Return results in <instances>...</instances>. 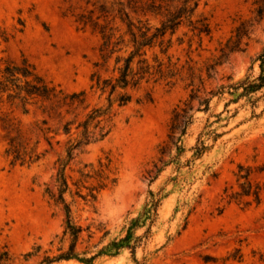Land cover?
<instances>
[{
    "label": "rangeland",
    "instance_id": "obj_1",
    "mask_svg": "<svg viewBox=\"0 0 264 264\" xmlns=\"http://www.w3.org/2000/svg\"><path fill=\"white\" fill-rule=\"evenodd\" d=\"M119 1L0 0V65L26 58L64 92H85L84 105L75 103L63 120L38 106L24 113L0 102V250H8L15 264H39L69 249L70 218L80 228V258L95 259L53 264H264V194L260 204L251 205L227 195L243 181L240 165L250 167L251 180L264 187V101L254 116L245 99L225 111L230 96L215 97L206 112L199 98H191L259 72L264 14L258 11L264 0H200L192 20L207 23L210 33L197 35L188 22L179 26L167 54L154 50L170 65L171 82H143L125 105L96 88L92 75L111 72L95 66L101 61L99 34L78 22L92 10L93 17L115 15ZM150 19L160 23L159 17ZM94 108L105 112L110 131L79 146L83 128L77 126ZM189 116L192 123L180 137ZM73 118L66 135L62 124ZM11 122L31 144L38 141L39 162L14 164L6 156ZM47 127L49 133L42 130ZM209 129L221 135L215 140ZM199 140L208 148L195 156ZM62 178L68 184L65 203L56 200ZM153 198L154 220L148 232L147 225L135 230L136 249L102 253L127 235L131 220ZM238 248L243 257L233 259Z\"/></svg>",
    "mask_w": 264,
    "mask_h": 264
},
{
    "label": "trees",
    "instance_id": "obj_2",
    "mask_svg": "<svg viewBox=\"0 0 264 264\" xmlns=\"http://www.w3.org/2000/svg\"><path fill=\"white\" fill-rule=\"evenodd\" d=\"M199 1L120 0L117 12L113 16L104 10V14L96 17H93V10L89 14H81L78 17V22L82 24L83 28L90 26L99 34L101 39L99 46L101 61L95 66L111 72V75L105 78L98 71L92 75V79L96 78L95 85L101 94L108 93L109 101L114 98L119 105H125L133 99V91L139 90L143 82L162 80L170 83L174 73L170 65H166L160 58L159 53L167 54L172 43V35L176 29L184 22H188L195 34L208 35L210 33L207 23L202 22V20L196 22L192 20ZM258 12L263 15L264 6ZM150 17H159L160 23L153 24ZM156 48L159 49V53L154 51ZM150 51L151 55H149ZM256 60L259 61L257 74L249 73L238 81H232L230 78L228 84H222L217 89L211 90L208 96L201 97L194 94L191 97L192 100L199 98L201 105L199 109L208 112L215 97L225 98L226 95H229L230 98L225 104V111L231 103L245 99L247 103L252 104L253 115L257 116L255 109L261 100L264 101V49ZM0 102L8 104L11 108L20 109L24 113H29V106H38L43 114L50 117L57 116L63 120L66 114L72 112L75 103L84 105L85 92H64L41 76L35 66L24 58L21 62L6 61L0 65ZM64 109L65 113H63ZM105 115V112L100 108H94L85 115V119L79 122L77 126V128H83L81 139L77 145L101 140L109 133L110 128L107 127L109 119ZM178 116L179 114H176L175 121H177ZM42 123L46 125L48 122L44 119ZM190 123H192V116H189L188 120L185 121L180 137L185 133V128ZM73 124L74 118L64 121L61 128L63 133L71 135ZM13 125L11 122L9 126H12V129L6 136V156L14 164L30 166L39 162L43 154L38 151V141L31 144L30 138L22 129L19 126L13 128ZM92 126L93 129H91ZM42 130L45 133L51 131L49 127L42 128ZM55 133L57 134V132ZM207 135L216 140L221 134L209 129ZM73 140L74 138H70L67 141L66 152L70 158L74 153ZM207 148L205 141L199 140L195 147V156L201 155ZM239 172V178L243 181L240 182L239 190L227 194L229 200L245 205L260 204L264 187L251 180L252 169L250 167L240 165ZM58 181L60 182L59 194L55 197L58 202L65 203L64 193L68 189V184L64 178ZM152 195L154 196V194ZM157 206L158 201L153 198L142 216L131 220L127 235L111 243L101 252L114 251L113 253L116 254L122 247L135 250L140 241V237L135 236V230L145 225L148 226L147 232L150 230ZM66 207L69 213L68 205ZM66 232L73 237L69 249L56 256L46 255L39 264H53L56 261L72 258L91 263L95 259V256L80 258L76 251V241L80 228L74 226L70 218ZM110 253L112 254V252ZM231 257L242 259L241 248H238L236 254ZM0 264H15L14 258L8 250H0Z\"/></svg>",
    "mask_w": 264,
    "mask_h": 264
}]
</instances>
